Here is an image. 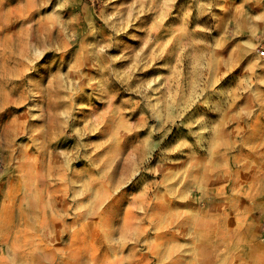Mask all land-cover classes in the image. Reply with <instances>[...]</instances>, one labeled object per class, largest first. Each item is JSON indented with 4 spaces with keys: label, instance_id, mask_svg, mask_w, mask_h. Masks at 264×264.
<instances>
[{
    "label": "rangeland",
    "instance_id": "374dc122",
    "mask_svg": "<svg viewBox=\"0 0 264 264\" xmlns=\"http://www.w3.org/2000/svg\"><path fill=\"white\" fill-rule=\"evenodd\" d=\"M0 264H264V0H0Z\"/></svg>",
    "mask_w": 264,
    "mask_h": 264
}]
</instances>
